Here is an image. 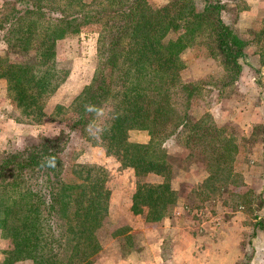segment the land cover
Segmentation results:
<instances>
[{
    "label": "trees",
    "instance_id": "obj_1",
    "mask_svg": "<svg viewBox=\"0 0 264 264\" xmlns=\"http://www.w3.org/2000/svg\"><path fill=\"white\" fill-rule=\"evenodd\" d=\"M6 2L0 10V79L28 115L41 114L57 86V42L98 25V68L70 110L67 130L87 133L121 166L156 175L155 183L137 182L134 214L154 224L176 207L169 172L174 157L203 167L193 191L204 195L202 201L230 207L227 193L243 205L244 195L229 192L223 178L237 144L222 125L197 116L191 101L201 87L180 79L181 51L194 42L210 45V54L215 51L235 76L248 61L249 42L223 20L221 1L203 0L200 9L194 0L161 6L148 0ZM102 114L94 133L88 131ZM132 130L147 131L148 141H130ZM66 139L62 130L0 158V236L10 241L0 264H94L106 235L124 236L133 245L131 229L110 215L105 172L78 165L66 170ZM168 142L181 151L173 154ZM254 227L256 234L264 231L261 220Z\"/></svg>",
    "mask_w": 264,
    "mask_h": 264
},
{
    "label": "rangeland",
    "instance_id": "obj_2",
    "mask_svg": "<svg viewBox=\"0 0 264 264\" xmlns=\"http://www.w3.org/2000/svg\"><path fill=\"white\" fill-rule=\"evenodd\" d=\"M6 1L0 0V10L8 7ZM148 1L153 6L169 2ZM194 1L199 9L203 6V0ZM218 1L224 6L223 20L248 40V61L235 76L225 69L215 51L210 54V45L194 42L181 51L184 65L180 79L201 87L191 101L197 116L205 117L207 125H222L226 136L237 144L232 168L223 173V178L229 192L244 195L243 205H235L236 196L227 193L224 197L230 207L205 198L202 201L193 191L203 167L174 157L176 161L169 172L172 186L178 191V202L170 215L148 224L142 214L130 210L137 182L155 183L156 175L121 166L100 143L89 140L87 133L67 130L70 110L98 68L97 24L57 42V86L41 114H26L8 93L6 79H0V158L23 148L31 139L53 137L64 130L67 139L63 158L68 173L78 165L100 168L107 175L110 215L116 223L131 229L133 245L124 236L106 235L95 262L105 264V260L152 246L154 252H159L162 264H264V231L256 236L254 227L261 220L264 229V0ZM3 50L0 43V54ZM103 118L102 114L87 130L94 133ZM129 139L148 141L149 135L144 130H132ZM165 146L173 154L181 151L177 143L168 142ZM187 231L189 238L182 236ZM9 247L10 241L0 236V262ZM209 248L216 252L204 253ZM219 250L225 256H218Z\"/></svg>",
    "mask_w": 264,
    "mask_h": 264
},
{
    "label": "crops",
    "instance_id": "obj_3",
    "mask_svg": "<svg viewBox=\"0 0 264 264\" xmlns=\"http://www.w3.org/2000/svg\"><path fill=\"white\" fill-rule=\"evenodd\" d=\"M262 232L263 231H259L256 234V236L258 234H261ZM182 236H186L187 238H189L190 234L187 231V232L183 233ZM158 240H160V239H158ZM142 250L143 251L142 252L140 251L139 253L137 251L134 254L128 253V254L124 255L125 257H122L119 259L105 260V264H162L160 262L159 252H154L152 246H150L149 248L146 247L145 249H142ZM215 252L216 251L214 249L209 248L204 253H207V254L213 253L214 254ZM217 253H218V256H220V255L225 256V253H222L221 250H219ZM157 254H158V257H157ZM94 264H104V263H102V261H99V262L97 261Z\"/></svg>",
    "mask_w": 264,
    "mask_h": 264
}]
</instances>
